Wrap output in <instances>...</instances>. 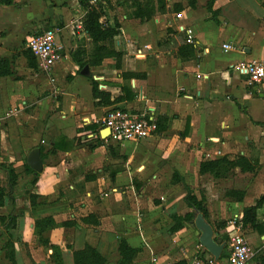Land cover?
Here are the masks:
<instances>
[{
    "label": "crops",
    "instance_id": "1",
    "mask_svg": "<svg viewBox=\"0 0 264 264\" xmlns=\"http://www.w3.org/2000/svg\"><path fill=\"white\" fill-rule=\"evenodd\" d=\"M214 3L216 21L208 9L204 12L197 6L181 5L182 18L174 20L179 26L191 28L195 40L190 44L193 58L182 61L177 53L178 38H167V28L180 32L185 42L186 35L168 25V13L157 11L159 15L140 21L130 17L127 4L111 0L112 8H106L109 15L105 18L120 25L114 47L123 53L121 70L136 74L129 82L136 94L134 99L116 107L146 112L154 119L162 116L166 125L151 137L122 145L109 144L103 139L104 133L96 135L95 121L109 107L95 106L91 94V80L112 97L121 93L120 70L115 69L113 58L97 66L87 65L89 75L85 76L71 59L75 47L58 41L63 58L55 65L54 77L60 78L66 71L70 76L58 87L61 94L55 100L45 96L50 83L37 63L29 67L23 54L28 49V37L44 31L32 30L44 9L57 5L68 17L70 8L76 7L77 17L82 19L85 12L78 8V0H14L11 5H0V69L12 71L11 75L0 76V187H7L6 166L12 165L20 175L14 201L5 198L0 206V216H16L14 228L6 229L0 223V264H9L2 252L5 242L1 241L7 231L16 252L29 247V264H50L52 250L33 242L31 220L43 216L52 217L58 224L70 223L48 233L53 244L61 248L65 264H73V250L86 244L106 259L105 264H117L121 239L137 250L130 264H192L199 253L194 246L200 235L194 225L199 212L185 203L186 188L198 199L204 197L211 218L228 223L231 218L240 219L243 208L264 194V127L260 124L264 123V84H249L245 76L230 68L232 64L264 60L263 11L249 5L242 13L239 6L232 10H237L236 14L226 11L225 18ZM236 3L231 0L232 5ZM116 9H121L120 17L114 16ZM208 25L229 26L232 48L228 51L235 46L237 50L228 52L227 58L216 57L203 37L202 29ZM74 27L77 44H84L90 51V39L76 23ZM218 50L222 54L223 49ZM94 68L98 76L91 75ZM11 108L15 115L5 118V111ZM89 124H95V129L86 128ZM35 147L43 155V169L33 189L30 177L24 174V163ZM224 156L247 157L257 161L259 168L252 176L241 173L239 167L224 178L200 173L202 161ZM227 190H241L244 195L236 200L226 195ZM31 192L39 197L34 207L29 206ZM191 212L193 219L181 220L182 228L172 232L173 216L184 218ZM88 215L93 217L84 221ZM259 220L264 221V212ZM244 234L257 251L264 247V234L251 229ZM226 250L224 247L225 254ZM203 254L210 255L201 249L199 256ZM16 260L20 264L17 253ZM225 260L214 264H226ZM248 264L257 262L252 259Z\"/></svg>",
    "mask_w": 264,
    "mask_h": 264
},
{
    "label": "trees",
    "instance_id": "2",
    "mask_svg": "<svg viewBox=\"0 0 264 264\" xmlns=\"http://www.w3.org/2000/svg\"><path fill=\"white\" fill-rule=\"evenodd\" d=\"M78 0L79 5L85 11L84 16L81 19L82 30L88 36L92 43V49L90 51L86 50V47L82 43H78L77 46L71 51L72 61L78 65L79 71L85 66L89 67L97 66L102 63L106 58L114 59L115 69L120 70V76L122 82L119 85L120 94L118 96L112 97L110 92L99 89V83L95 80H91V94L94 99L95 106L111 107L117 106L119 103L132 101L135 97V92L130 87V79L135 78L136 74L133 72L122 71L121 62L123 53L117 50L114 44V38L119 34L120 25L117 20L113 23H109L105 20L106 8H112L111 0ZM119 1V0H118ZM215 0H208L207 9L212 13V19L216 21V11L212 9V5ZM156 2V5L154 3ZM14 0H0V5H11ZM120 3V2H119ZM122 5H128L130 9V17L133 19H138L140 21H146L153 17L155 12L159 13H169L171 11L177 13L183 8L181 5H175L173 8L169 9L165 6L163 0H121ZM158 4V6H157ZM264 4V1H263ZM188 5L192 8L196 7L195 0H188ZM178 38L179 45L177 48V53L182 61L189 60L194 56L193 46L187 44L180 32L173 30L172 28H167V38L171 37ZM23 54L27 60L29 67L36 66V59L32 52L28 49L23 50ZM12 71L8 69L1 70L0 76L11 75ZM157 124V131H162L165 129V118L159 116L155 119ZM264 127V123H260ZM88 129H95V124L87 125ZM42 152V151H41ZM43 157V155L41 154ZM24 174L30 177L29 183L31 186L35 185L39 176L29 165L24 163ZM239 167L241 173H246L250 176L254 175L259 168L257 161H252L244 156H236L230 159L226 156L221 159L216 160H205L200 164V173H209L215 178H224L233 174V169ZM5 171L7 173V187L0 188V206L5 202V198L14 201V187L20 177L19 173H16L12 166H6ZM185 203L188 207L194 209L195 211L201 213L204 219L209 222V215L206 209L204 197L201 196L199 199L189 188H186ZM226 195L236 200H241L244 192L241 190H227ZM38 195L33 192L29 193L28 200L29 206L34 207ZM264 207V194H262L254 204L246 206L243 208L242 216L236 222L240 224L242 230H257L260 234H264V221L259 220V209ZM92 215H88L84 218V221H89ZM175 224L171 227L172 232H176L182 228L181 220L191 221L193 219V212L188 213L184 218L173 216ZM0 223L5 225L6 229L14 228L16 225V216L14 214H8L7 216H0ZM210 223V222H209ZM69 222L56 223L52 217L43 216L41 218H36L31 220V225L33 226V235L43 245H46L52 250L50 257L53 259L54 264H64L62 250L59 246L49 244L48 239L45 238L44 233L57 227L58 225L67 227ZM228 224L227 220H222L214 226L215 232L218 234L219 231L224 229ZM2 236V235H0ZM215 241L221 243L226 240H219L217 236L214 237ZM225 244V248H226ZM4 257L9 264H17L16 252L14 248V242L12 240V235L7 231V238L4 243ZM203 252H207L203 247H201ZM120 253V260L117 264H130L137 252L136 249L131 248L125 240L121 239L119 241L118 247ZM208 253V252H207ZM209 254V253H208ZM226 258V254L223 252L220 259ZM255 260L257 264H264V250L262 252H257L255 255ZM73 264H105L106 259L93 247L89 245H84L80 249L73 250L72 252ZM178 264H187L185 261H180Z\"/></svg>",
    "mask_w": 264,
    "mask_h": 264
},
{
    "label": "built area",
    "instance_id": "3",
    "mask_svg": "<svg viewBox=\"0 0 264 264\" xmlns=\"http://www.w3.org/2000/svg\"><path fill=\"white\" fill-rule=\"evenodd\" d=\"M92 0L91 2H95ZM176 19H181V12L175 14ZM77 28L82 29L81 20L77 21ZM178 30L186 35V42L194 44L191 28L178 26ZM27 47L34 55L37 67L49 81H55L53 70L55 65L63 58L62 47L59 45L55 31L44 30L34 33L27 39ZM223 51L232 48L229 43L221 45ZM234 73L245 76L249 84H264V60H251L230 65ZM15 109L5 111V118L12 117ZM1 124V121H0ZM96 135L104 133L103 139L109 144L122 145L125 142H138L153 136L157 132V124L153 117L146 112L130 111L120 107L107 108L95 121ZM237 221V220H236ZM230 221L222 229L226 236V263L227 264H248L257 254V250L251 247L241 231L240 224ZM208 255V253L206 252ZM155 261V259H153ZM215 260L211 255L198 256L192 264H214Z\"/></svg>",
    "mask_w": 264,
    "mask_h": 264
},
{
    "label": "rangeland",
    "instance_id": "4",
    "mask_svg": "<svg viewBox=\"0 0 264 264\" xmlns=\"http://www.w3.org/2000/svg\"><path fill=\"white\" fill-rule=\"evenodd\" d=\"M114 1V0H113ZM238 2V4L236 3L235 5H232L231 4V0H219L218 3H214V8H215V5L218 6L219 5V15L222 17H227V13L226 11L228 12L229 11V14L230 13H233V14H236V12H238L237 10L235 11H232L234 9H237V7H241L242 8V13H244V10L243 8L245 6H249V5H252V6H255L256 8H259L261 7V10L263 11V15H264V4H263V1L264 0H235ZM165 6H170V8H173L175 5H182V4H185L187 7H188V0H179V1H173V0H163ZM207 2L208 0H195V3H196V9L200 10V8L204 9V12L207 10ZM154 5H156V2L154 3ZM38 6L41 7L40 3H38ZM158 6V4H157ZM50 7H53V9L51 10H46L44 9V12L42 13L40 11V14L39 17H38V20L36 23H34L35 27L32 29L33 31H41V30H53L55 31L56 33V36H57V40L60 41V44H62L63 46H74L76 47L77 45V32H76V28L74 27L75 23L77 24V21L81 18H78L77 17V12L74 11V9L76 7H73V8H70V15L67 17V16H64L62 13H60V9L57 5H50ZM78 8L82 11V12H85L83 10V8L78 5ZM32 11V10H30ZM121 9H116L115 11H113V14L114 16L116 17H120L121 15ZM250 12V11H249ZM30 13V12H29ZM38 13H39V10H38ZM157 15H159L158 13H156ZM154 13L153 17L156 15ZM175 12L171 11L168 13V16L166 17V19L168 20V25L173 27V28H176L178 29V26L180 23L176 22L174 20L175 18ZM109 15V12H107V15H106V18L107 16ZM188 16L190 17L191 16V13H188ZM65 17V18H64ZM75 17H77L75 19ZM152 17V18H153ZM105 18V20H107ZM262 18L264 19V16H262ZM197 25V24H196ZM194 28H195V25H194ZM214 28L212 25H208V26H205L203 29H202V32H203V37L206 39L207 43L211 46L212 50L215 51L217 53V56L219 59H224V58H227V55L230 53V52H234L237 50V46H235L234 50L233 51H227V52H224L222 51V54L219 53V50L218 49H221V45L222 43H230V37H229V26L226 27H220V28ZM71 37H73V39H71ZM71 40V41H70ZM70 42V43H69ZM23 45H25V39L23 38ZM115 44H113L114 46ZM67 50V48H66ZM229 52V53H228ZM137 60V59H136ZM131 66V65H130ZM133 67V66H131ZM99 71L97 69H93L91 71V75H96L98 76ZM90 75V76H91ZM69 72L66 71V73H64V75L60 76V78H57L56 75H55V81L53 83H50V85L46 86V89H45V93H47V95L45 96H49V97H52L53 99L57 100V98L59 99L60 97V90L58 89L59 86L61 85H65V83L68 81L69 79ZM58 89V90H55V89ZM99 88H102L101 86H99ZM83 101H85V97L83 98ZM55 110H57L55 108ZM7 163H3V165H6ZM12 166V165H10ZM13 167V166H12ZM0 169H1V165H0ZM2 177L0 176V185L2 184ZM1 188V187H0ZM33 189L36 188V184L32 186ZM261 189V188H259ZM22 204V201H20V203L18 204L19 206H21ZM15 211H17V209L15 208ZM263 211H261L259 214L260 215H263ZM223 219H214V218H211V216H209V222L210 224L212 225L213 227V231H214V234L215 236L218 237L219 240H226V236L222 234V232H218V234L215 232V228L214 226H216V224L220 221H222ZM237 218H231L229 220L230 221H236ZM242 233L243 235L245 236V230H242ZM248 231V230H247ZM49 231L48 232H45L44 233V236L45 238L48 239V242L49 244H53L54 242L52 240H50V236L48 235ZM1 235V234H0ZM34 236V235H33ZM49 236V237H48ZM1 237V236H0ZM6 238L7 236H3L1 238V241H6ZM199 235L197 236V238L194 240V246L195 244L198 246V250H199V253H197V255L195 256V259L198 258L199 254H200V251H201V245L199 243ZM33 242H34V245L35 246H46V245H43L42 243H40L39 241H37V239L34 237L33 238ZM199 243V244H198ZM55 245V244H53ZM252 245V243H251ZM4 247V244L2 245ZM2 247V252L4 253V249ZM264 247H262L261 249H259V253L262 252ZM16 252V251H15ZM2 253V254H3ZM17 256L19 257V263L20 264H29L28 261L30 260L31 261V255L29 253V247H25L23 246L21 249L17 250ZM201 256V255H200ZM212 257V256H211ZM5 258V257H4ZM213 258V257H212ZM194 259V260H195ZM224 259V258H223ZM255 259V257L253 258ZM50 261V264H54V261L53 259L50 257L49 259ZM64 261V260H63ZM216 262V261H215ZM226 262V260H225ZM65 264V263H64ZM227 264V263H226Z\"/></svg>",
    "mask_w": 264,
    "mask_h": 264
},
{
    "label": "water",
    "instance_id": "5",
    "mask_svg": "<svg viewBox=\"0 0 264 264\" xmlns=\"http://www.w3.org/2000/svg\"><path fill=\"white\" fill-rule=\"evenodd\" d=\"M82 75H89V67L85 65L81 70ZM27 164L36 173H40L43 169L42 159L40 156V149L38 147L33 148L27 155ZM194 225L199 230V243L200 245L213 257L215 261L219 260L223 249L225 247L224 242L215 241L214 231L212 225L207 222L201 213H197L194 219Z\"/></svg>",
    "mask_w": 264,
    "mask_h": 264
}]
</instances>
